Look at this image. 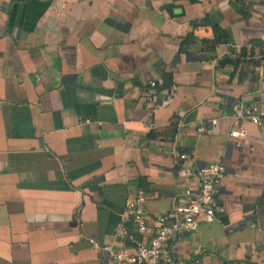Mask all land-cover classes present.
I'll list each match as a JSON object with an SVG mask.
<instances>
[{"label": "crops", "instance_id": "1", "mask_svg": "<svg viewBox=\"0 0 264 264\" xmlns=\"http://www.w3.org/2000/svg\"><path fill=\"white\" fill-rule=\"evenodd\" d=\"M236 103L264 107V0H0V264H109L89 238L119 248L140 188L151 215L196 191L183 151L227 174L177 258L264 264V122L236 147Z\"/></svg>", "mask_w": 264, "mask_h": 264}, {"label": "built area", "instance_id": "2", "mask_svg": "<svg viewBox=\"0 0 264 264\" xmlns=\"http://www.w3.org/2000/svg\"><path fill=\"white\" fill-rule=\"evenodd\" d=\"M162 90V81L151 79L148 87L140 93V99L156 105L163 100ZM231 117V141L239 148L250 146L246 123L262 124L264 107H245L236 103ZM211 122L216 124L214 119ZM149 125L154 127L156 123L151 120ZM205 129L202 123L199 130ZM178 160L182 161L185 174L196 177V191H186V203H180L164 214L151 215L146 205L148 194L140 188L127 200L123 221L116 231L121 243L119 248L89 238L93 247L109 254V264H184L175 255L172 242L195 231L204 217L215 215L218 209L217 194L226 178L227 167L222 161H213L194 168L191 165L192 155L185 151L179 152Z\"/></svg>", "mask_w": 264, "mask_h": 264}, {"label": "trees", "instance_id": "3", "mask_svg": "<svg viewBox=\"0 0 264 264\" xmlns=\"http://www.w3.org/2000/svg\"><path fill=\"white\" fill-rule=\"evenodd\" d=\"M206 20L208 21L207 18H206ZM213 29H214V32H215V40H214L215 44H219L221 42H226L227 41L226 33H225V31L222 28L213 25ZM261 44H263V42H261V41H254L251 48H254L255 45H261ZM243 50H244V52L247 51L246 48H244ZM86 108H87L86 106H82V105H79L78 106V109L80 111H82V110H84Z\"/></svg>", "mask_w": 264, "mask_h": 264}]
</instances>
